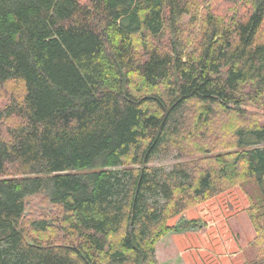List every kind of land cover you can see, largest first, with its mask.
Segmentation results:
<instances>
[{
	"label": "trees",
	"instance_id": "16d2710c",
	"mask_svg": "<svg viewBox=\"0 0 264 264\" xmlns=\"http://www.w3.org/2000/svg\"><path fill=\"white\" fill-rule=\"evenodd\" d=\"M248 182L264 264V0H0V264H159Z\"/></svg>",
	"mask_w": 264,
	"mask_h": 264
},
{
	"label": "rangeland",
	"instance_id": "374dc122",
	"mask_svg": "<svg viewBox=\"0 0 264 264\" xmlns=\"http://www.w3.org/2000/svg\"><path fill=\"white\" fill-rule=\"evenodd\" d=\"M195 157L180 154L177 150L157 154L153 165L171 169L175 163H186ZM257 184L248 182L235 185L222 193L189 207L182 219L200 218L196 228L182 229L162 237L156 244V258L159 264H247L257 258L254 245L256 229L250 218L251 196L259 194ZM51 203L38 197L27 202L23 219L25 232L31 233L33 221L46 217L52 210ZM50 218V216H48ZM264 227V208L261 214ZM32 235V234H31ZM56 235L51 231L45 234ZM55 241L66 240L57 232Z\"/></svg>",
	"mask_w": 264,
	"mask_h": 264
}]
</instances>
